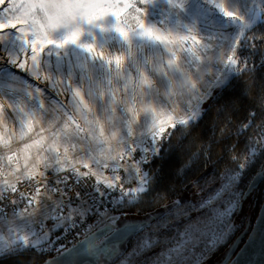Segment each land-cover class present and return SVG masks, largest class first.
<instances>
[{
    "label": "snow or ice",
    "instance_id": "snow-or-ice-1",
    "mask_svg": "<svg viewBox=\"0 0 264 264\" xmlns=\"http://www.w3.org/2000/svg\"><path fill=\"white\" fill-rule=\"evenodd\" d=\"M161 4L167 11L153 23L148 9ZM260 28L264 0H0V264H33L50 252L55 264H131L159 243L145 237L121 252L152 227L151 218L128 221L123 209L152 192L156 175L146 166L171 149L178 128L187 135L217 92L264 67ZM110 41L118 47L108 50ZM53 55L55 72L46 60ZM256 117L249 111L233 133L246 136L232 156L237 167L191 205L206 218L190 222L153 264H186L198 235L213 227L208 247L226 242L231 217L264 181L262 164L246 190L238 187L264 154V119ZM25 181L30 192L18 187ZM96 224L103 228L93 231ZM74 230L84 239L69 249L61 241Z\"/></svg>",
    "mask_w": 264,
    "mask_h": 264
},
{
    "label": "trees",
    "instance_id": "trees-1",
    "mask_svg": "<svg viewBox=\"0 0 264 264\" xmlns=\"http://www.w3.org/2000/svg\"><path fill=\"white\" fill-rule=\"evenodd\" d=\"M244 54L247 55L248 50H244ZM253 59L258 60L259 57ZM263 71L264 68L257 65L254 76L233 79L229 88L217 93L209 104L206 114L195 127L189 129L187 135L180 133L178 128L177 134L171 140V149L167 152L162 149L163 158L154 159L149 165L156 175L152 192L147 194L141 203L124 208L125 213L135 214L131 210L134 208H137V214L142 216L160 213V210L169 208L194 184L221 175L226 169L237 167L232 156L244 150L246 136L234 135L236 127L245 120L249 111L254 110L257 114L254 123L264 119V107L260 104V97L264 92L260 90L259 79ZM253 80L254 86L248 94H245L246 82ZM222 129H224L223 133ZM252 134L250 129L247 135ZM232 145H236V149L230 151ZM256 169V164H253L247 170V176L243 180L244 185H247L249 176L255 174ZM263 201L264 196L256 211L257 215ZM46 259L37 256L33 264H43Z\"/></svg>",
    "mask_w": 264,
    "mask_h": 264
},
{
    "label": "rangeland",
    "instance_id": "rangeland-1",
    "mask_svg": "<svg viewBox=\"0 0 264 264\" xmlns=\"http://www.w3.org/2000/svg\"><path fill=\"white\" fill-rule=\"evenodd\" d=\"M17 2H21V0H17ZM222 2H224L227 5L228 0H222ZM161 8L167 11V6L163 4H161L158 8L148 9V11L150 12L149 19L153 23H158L161 19H163V16L161 15L160 12ZM172 11H176V10H172ZM258 30L264 31V28H260ZM86 39H90V37ZM103 42H104V38L101 35L100 43ZM109 43H110V47L108 50H112L113 47H118V45L115 44V42L110 41ZM46 60L52 65V69L55 72L57 57L53 55L51 57H46ZM63 71L65 73L68 71L66 65L63 68ZM29 79L31 78L29 77ZM259 79H260V90L264 92V71L262 73L261 78ZM33 83L38 84L41 88L46 87V84L40 83L39 81H33ZM211 101L205 105L206 108L209 107ZM45 103L47 104V100L45 101ZM255 164L257 167L256 169L257 172L260 166L264 164V154H262L256 160ZM146 167H149V165H147ZM221 175L212 176L211 178L206 179L202 183L194 184L192 187H189L178 199L180 201V206H177L175 202H173L169 208L166 207L167 209L164 208L160 210L161 212L157 213L158 215L155 216H152V214L146 216L138 215L137 208L131 209L133 212H135V214L126 213V219L128 221L142 222L145 220L149 222V218H151L150 224L152 225V227L145 228L144 231H142L141 233L133 237L128 243L123 245V252H130L133 249V247L138 245L142 240L145 239V237H147L148 239H151L152 237H157L159 239V243H157L150 250L144 251L143 254H141L138 257H132L131 264H153V260L156 257V255L166 247H170L176 239H179L180 233L184 232L185 228L189 225L190 222H195L197 221L198 218L199 219L206 218L207 216L206 210L192 211L191 205L198 204L203 198H206L210 192H212L214 189L219 188L222 183V181L220 180ZM238 187L241 190H246V185L243 184V180L240 182ZM263 196H264V181L259 185V187L255 191L251 193V195H248L247 198L243 200L242 208L235 215L231 217V220L234 223L235 227L232 230L231 234L227 237L226 242H222L215 249L209 248L208 247L209 241L215 235L218 234L217 227H213L212 229L206 230L203 234L198 235V239L196 241L197 246L195 248V254L190 259L187 260L186 264H196L197 260L201 259V254L203 256L202 264H222L223 261L225 260V257L229 249L234 244V242L239 237H243L242 238L243 242L246 240L247 232L252 227V225L254 224L257 218L256 211L259 209V205L260 202L262 201ZM177 213H179V216H177ZM184 213H187V215H184ZM122 223H123V219L120 221V223L117 226L122 225ZM164 224H166L167 226L163 227L162 225ZM102 228H103V224H99L98 227L95 228L93 231H98L101 230ZM189 247H191V245H189ZM116 260H117V264H119V258ZM108 264L110 263L108 262Z\"/></svg>",
    "mask_w": 264,
    "mask_h": 264
},
{
    "label": "water",
    "instance_id": "water-1",
    "mask_svg": "<svg viewBox=\"0 0 264 264\" xmlns=\"http://www.w3.org/2000/svg\"><path fill=\"white\" fill-rule=\"evenodd\" d=\"M262 182H260L259 185ZM259 185L257 186V188L259 187ZM155 215L158 214L157 213L152 214V216ZM261 217H264V202L260 208V211L257 215L254 224L247 232L246 240L243 242L242 241L243 237H239L229 249L225 257V260L223 261L222 264H264V231L261 230ZM142 222H147V221L144 220ZM133 237L127 239L120 246L121 252H123V245L128 243ZM81 242L76 244V246H79ZM228 258H230V261ZM114 259H118V258H114ZM51 260H53V264H55L54 257L51 258ZM103 263H105V261L104 258L102 257L100 264Z\"/></svg>",
    "mask_w": 264,
    "mask_h": 264
},
{
    "label": "built area",
    "instance_id": "built-area-1",
    "mask_svg": "<svg viewBox=\"0 0 264 264\" xmlns=\"http://www.w3.org/2000/svg\"><path fill=\"white\" fill-rule=\"evenodd\" d=\"M137 155H139V153H137ZM123 175V174H122ZM27 181H25L24 183H22L21 185H18V187L20 188V191H24V192H30V189L27 187ZM90 191V189H89ZM11 207L14 206H9L8 210H11ZM96 220L95 216H89L87 218V220L85 221V223H92L94 224ZM99 224H96L95 227L92 229L94 230L95 228L98 227ZM56 235H59L56 234ZM84 239L83 235H77L76 234V230L73 231V233L68 234L66 237L63 238V240L61 241V243H63L67 248H71L73 245L78 244L79 242H81ZM56 253H47L45 256H41V257H45V258H51V257H55Z\"/></svg>",
    "mask_w": 264,
    "mask_h": 264
},
{
    "label": "crops",
    "instance_id": "crops-1",
    "mask_svg": "<svg viewBox=\"0 0 264 264\" xmlns=\"http://www.w3.org/2000/svg\"><path fill=\"white\" fill-rule=\"evenodd\" d=\"M48 223L51 224V221H48ZM56 234H58V233H53V235H56Z\"/></svg>",
    "mask_w": 264,
    "mask_h": 264
},
{
    "label": "bare ground",
    "instance_id": "bare-ground-1",
    "mask_svg": "<svg viewBox=\"0 0 264 264\" xmlns=\"http://www.w3.org/2000/svg\"><path fill=\"white\" fill-rule=\"evenodd\" d=\"M51 258H53V257H51ZM51 258H47V259H51Z\"/></svg>",
    "mask_w": 264,
    "mask_h": 264
}]
</instances>
